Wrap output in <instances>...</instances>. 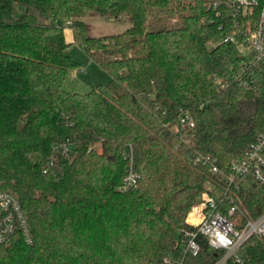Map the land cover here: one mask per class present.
Instances as JSON below:
<instances>
[{
    "label": "trees",
    "instance_id": "16d2710c",
    "mask_svg": "<svg viewBox=\"0 0 264 264\" xmlns=\"http://www.w3.org/2000/svg\"><path fill=\"white\" fill-rule=\"evenodd\" d=\"M209 1L0 0V190L18 198L32 233L31 244L15 235L1 246L0 264L212 263L202 239L198 255L182 253L192 206L208 183L223 185L195 159L228 174L264 131V60L209 45L225 22ZM85 16L130 26L93 36ZM72 43L109 74L106 85L63 88L77 65ZM182 113L194 127L177 126ZM130 155L138 179L123 188ZM235 185L243 215L257 217L264 189L250 177ZM241 257L264 264V238Z\"/></svg>",
    "mask_w": 264,
    "mask_h": 264
},
{
    "label": "built area",
    "instance_id": "2783aa9c",
    "mask_svg": "<svg viewBox=\"0 0 264 264\" xmlns=\"http://www.w3.org/2000/svg\"><path fill=\"white\" fill-rule=\"evenodd\" d=\"M256 3V0H210L208 4L209 9L225 18L219 25V42L237 45L250 64L264 60V8L253 22ZM70 23L67 21L65 25ZM177 126L190 129L194 127V120L189 113H182L177 117ZM195 160L208 163L211 173L219 176L223 185L204 191L192 206L186 217L192 229L183 233L182 253L198 255L202 239L214 254L210 264H240L242 246L252 237L264 238V210L255 218L245 217L231 187L237 178L250 177L264 189V131L255 134L242 157L231 161L228 174H223L209 156H197ZM137 179L130 155L123 188L135 186ZM223 204H228L225 213L220 211ZM15 235H20L27 244L32 243L29 220L20 201L13 193L0 190V247ZM199 235L204 238H197Z\"/></svg>",
    "mask_w": 264,
    "mask_h": 264
},
{
    "label": "rangeland",
    "instance_id": "374dc122",
    "mask_svg": "<svg viewBox=\"0 0 264 264\" xmlns=\"http://www.w3.org/2000/svg\"><path fill=\"white\" fill-rule=\"evenodd\" d=\"M17 11L20 12V9L17 8ZM83 20L90 25L91 35L93 36L121 33L130 26L127 22L114 21L102 16H85ZM65 35L68 41H72L71 33L68 29L65 31ZM219 40L220 38H217L210 42L209 45H214ZM68 55L77 65L67 70L63 82V88L67 92L85 94L99 85H106L109 82V74L98 64L89 60L76 43L70 45ZM206 186L209 191L213 189V186L209 183Z\"/></svg>",
    "mask_w": 264,
    "mask_h": 264
},
{
    "label": "crops",
    "instance_id": "0c3cea01",
    "mask_svg": "<svg viewBox=\"0 0 264 264\" xmlns=\"http://www.w3.org/2000/svg\"><path fill=\"white\" fill-rule=\"evenodd\" d=\"M67 29H68V28H67ZM67 29H66V30H67ZM68 30L70 31V29H68Z\"/></svg>",
    "mask_w": 264,
    "mask_h": 264
}]
</instances>
